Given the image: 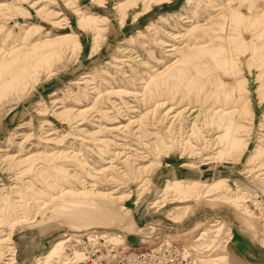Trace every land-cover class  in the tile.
I'll use <instances>...</instances> for the list:
<instances>
[{
    "label": "rangeland",
    "instance_id": "1",
    "mask_svg": "<svg viewBox=\"0 0 264 264\" xmlns=\"http://www.w3.org/2000/svg\"><path fill=\"white\" fill-rule=\"evenodd\" d=\"M263 212L264 0H0V264H264Z\"/></svg>",
    "mask_w": 264,
    "mask_h": 264
},
{
    "label": "built area",
    "instance_id": "2",
    "mask_svg": "<svg viewBox=\"0 0 264 264\" xmlns=\"http://www.w3.org/2000/svg\"><path fill=\"white\" fill-rule=\"evenodd\" d=\"M259 218L261 234L264 237V212L259 214ZM94 241L95 239H90L89 235L73 237L67 242V246L69 249L77 248L86 252L87 247L94 244ZM111 249L114 250V260L117 259V264H199L200 259L195 247L185 246L170 239H162L149 247L136 248L116 244L112 245Z\"/></svg>",
    "mask_w": 264,
    "mask_h": 264
},
{
    "label": "bare ground",
    "instance_id": "3",
    "mask_svg": "<svg viewBox=\"0 0 264 264\" xmlns=\"http://www.w3.org/2000/svg\"><path fill=\"white\" fill-rule=\"evenodd\" d=\"M72 205H77V203H71ZM102 207H103V205H102ZM107 207H105V209H104V212H109L108 211V209H106ZM97 213V212H96ZM101 215H103V217L101 216ZM100 216H98V217H96L95 219L97 220V222H95L96 224H98V225H100V224H105L106 223V219H108V218H111L110 216H109V214H107V215H105V214H101ZM258 217H259V215H258ZM261 218V217H260ZM96 220H94V221H96ZM103 220V221H102ZM110 220V219H109ZM112 220H113V218H112ZM104 221H105V223H104ZM108 223V222H107ZM110 223V222H109ZM90 236V235H89ZM78 238H80V237H78ZM90 239H95L94 237H91L90 236ZM70 239L68 238V240H61V241H59L58 243H56L55 245H54V247H53V249L51 250V252L45 257V259H47L48 257H50L53 253H55V252H57V250L61 247V245H63V244H65L64 245V247L66 246V248H68V246H67V241H69ZM95 242V241H94ZM93 242V243H94ZM77 249V248H76ZM74 251H80V252H83V251H81V250H74ZM85 258V257H84ZM79 261V260H78ZM81 261H83V260H80L79 262H77V263H80Z\"/></svg>",
    "mask_w": 264,
    "mask_h": 264
},
{
    "label": "crops",
    "instance_id": "4",
    "mask_svg": "<svg viewBox=\"0 0 264 264\" xmlns=\"http://www.w3.org/2000/svg\"><path fill=\"white\" fill-rule=\"evenodd\" d=\"M237 237H238V239H236V241H235L237 243V245L235 246V248L241 252H244L245 253L244 257L245 256L252 257V258L256 257L255 256V250H253L252 246L250 247L248 245V243L247 244L245 243L244 237H242L241 240L239 239L240 236H237ZM257 259H258V257H257Z\"/></svg>",
    "mask_w": 264,
    "mask_h": 264
}]
</instances>
